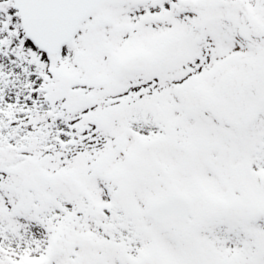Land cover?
<instances>
[{
    "label": "snow or ice",
    "instance_id": "1",
    "mask_svg": "<svg viewBox=\"0 0 264 264\" xmlns=\"http://www.w3.org/2000/svg\"><path fill=\"white\" fill-rule=\"evenodd\" d=\"M0 264H264V0H0Z\"/></svg>",
    "mask_w": 264,
    "mask_h": 264
}]
</instances>
